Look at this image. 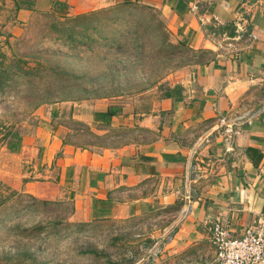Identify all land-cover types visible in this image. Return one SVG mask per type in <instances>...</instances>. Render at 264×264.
Here are the masks:
<instances>
[{
    "label": "crops",
    "instance_id": "crops-1",
    "mask_svg": "<svg viewBox=\"0 0 264 264\" xmlns=\"http://www.w3.org/2000/svg\"><path fill=\"white\" fill-rule=\"evenodd\" d=\"M22 1L19 21L33 11L63 18L118 4L147 7L206 58L170 74L155 98L42 109L18 152H0V171L16 170L27 193L52 188L70 203L74 222L172 209L163 261L214 264L209 224L219 220L238 238L264 205V0ZM73 122L123 141L80 147Z\"/></svg>",
    "mask_w": 264,
    "mask_h": 264
},
{
    "label": "rangeland",
    "instance_id": "rangeland-1",
    "mask_svg": "<svg viewBox=\"0 0 264 264\" xmlns=\"http://www.w3.org/2000/svg\"><path fill=\"white\" fill-rule=\"evenodd\" d=\"M23 7L24 1L17 0ZM0 0V152L17 153L38 112L60 104L120 99L132 104L168 88L167 77L206 58L171 31L156 10L118 4L57 17L33 11L19 21ZM84 16V15H83ZM80 147L109 140L70 123ZM75 135V136H76ZM110 142V143H112ZM0 168L5 166L0 157ZM0 171V264H166L172 209L128 219L71 220L52 188L33 194ZM174 227V226H173Z\"/></svg>",
    "mask_w": 264,
    "mask_h": 264
},
{
    "label": "built area",
    "instance_id": "built-area-1",
    "mask_svg": "<svg viewBox=\"0 0 264 264\" xmlns=\"http://www.w3.org/2000/svg\"><path fill=\"white\" fill-rule=\"evenodd\" d=\"M189 11L194 14L196 5H190ZM221 122L224 134L231 137L232 126ZM208 231L214 264H264V219L253 220L238 238L231 237L226 225L219 220L210 223Z\"/></svg>",
    "mask_w": 264,
    "mask_h": 264
},
{
    "label": "trees",
    "instance_id": "trees-1",
    "mask_svg": "<svg viewBox=\"0 0 264 264\" xmlns=\"http://www.w3.org/2000/svg\"><path fill=\"white\" fill-rule=\"evenodd\" d=\"M12 1V3L14 4V8H15V11H17V10H19L21 7L18 5V2H17V0H11ZM82 17H86V15L84 14V16L83 15H79L78 16V18H82ZM263 68H264V63H263ZM161 93V92H160ZM80 125V124H79ZM80 126H82V125H80Z\"/></svg>",
    "mask_w": 264,
    "mask_h": 264
},
{
    "label": "water",
    "instance_id": "water-1",
    "mask_svg": "<svg viewBox=\"0 0 264 264\" xmlns=\"http://www.w3.org/2000/svg\"><path fill=\"white\" fill-rule=\"evenodd\" d=\"M260 215H261V218L264 219V205H263V207H262V209H261V213H260Z\"/></svg>",
    "mask_w": 264,
    "mask_h": 264
}]
</instances>
